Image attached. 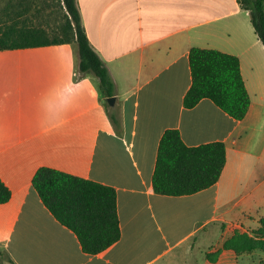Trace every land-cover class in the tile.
<instances>
[{
	"label": "crops",
	"instance_id": "crops-1",
	"mask_svg": "<svg viewBox=\"0 0 264 264\" xmlns=\"http://www.w3.org/2000/svg\"><path fill=\"white\" fill-rule=\"evenodd\" d=\"M75 2L90 46L113 81L115 103L107 104L96 77L80 72L79 59L75 65L41 64L38 96L26 99L19 91L18 101L37 98L52 120L0 141V179L11 193L0 205V252L10 264H195L182 257L183 247L204 237L221 207L238 215L264 207V48L249 14L237 0ZM194 47L239 59L250 99L243 120L208 99L184 108ZM110 111L119 119L118 129ZM168 129L178 130L187 147L224 143L226 163L215 185L180 197L153 191L157 150ZM3 136L0 131V140ZM40 167L113 188L120 239L100 254H84L33 189ZM208 255L203 264L237 258L245 264L253 254L236 255L221 244Z\"/></svg>",
	"mask_w": 264,
	"mask_h": 264
},
{
	"label": "trees",
	"instance_id": "trees-1",
	"mask_svg": "<svg viewBox=\"0 0 264 264\" xmlns=\"http://www.w3.org/2000/svg\"><path fill=\"white\" fill-rule=\"evenodd\" d=\"M63 10L65 23L60 34L50 36L42 26L29 24L25 9L12 11L11 0L0 2V52L75 43L78 48L79 70L97 78L106 98L114 95V84L100 57L94 52L75 0H55ZM249 14L251 26L264 48V0H237ZM20 7V6H19ZM11 9V11H10ZM191 86L183 98L186 109L200 100L212 101L220 110L237 121L245 118L250 99L235 56L212 49L191 48L188 56ZM110 107H108V110ZM118 129L117 115L108 113ZM226 163L224 143L216 142L187 147L176 129L166 130L159 142L152 176L153 191L161 196H188L215 185ZM43 206L55 220L77 238L84 254L94 256L120 239L116 209V191L87 179L48 167H40L31 181ZM11 197L9 188L0 179V205ZM264 228V219L259 221ZM223 248L236 255L264 253V239L252 240L235 232ZM5 253H0V264Z\"/></svg>",
	"mask_w": 264,
	"mask_h": 264
},
{
	"label": "rangeland",
	"instance_id": "rangeland-1",
	"mask_svg": "<svg viewBox=\"0 0 264 264\" xmlns=\"http://www.w3.org/2000/svg\"><path fill=\"white\" fill-rule=\"evenodd\" d=\"M1 1L4 2V0ZM10 4L13 6V13L19 8L25 9L23 18H26L29 24L42 26L50 36L60 34L65 17L63 10L55 0H11ZM2 5L3 3L0 2V7ZM78 59L76 44L50 50L37 48L0 52V131L4 133L0 141L14 139L25 132L30 133L52 120L51 115H47L49 109L42 106L43 103H39L37 98L30 103L18 101L19 91H22L25 97L26 94L28 95L26 99L38 96L39 92L35 89L40 87L38 84L44 79L41 64L75 65ZM26 64H31V66H26ZM13 98L17 99L12 102ZM14 118V124L8 123ZM258 169L256 167L254 172L258 173ZM261 193L263 195L264 190L261 189ZM259 209L261 211L257 214L247 213L246 209L238 215L235 210L221 207L216 214V221L204 228V237L200 238L198 235L183 247L182 257L192 263L203 264L204 260L209 257V251L221 244L224 245L236 231L248 235L252 240L264 239V228L259 223L261 219H264V207L261 206ZM250 254L253 255L248 260H244L245 264H264V253L257 251ZM213 255L216 256V253ZM237 259L231 264H242L241 258ZM2 262L10 264L6 257Z\"/></svg>",
	"mask_w": 264,
	"mask_h": 264
},
{
	"label": "water",
	"instance_id": "water-1",
	"mask_svg": "<svg viewBox=\"0 0 264 264\" xmlns=\"http://www.w3.org/2000/svg\"><path fill=\"white\" fill-rule=\"evenodd\" d=\"M106 102L109 106H114V103H115V98L114 97H109V98H106Z\"/></svg>",
	"mask_w": 264,
	"mask_h": 264
}]
</instances>
